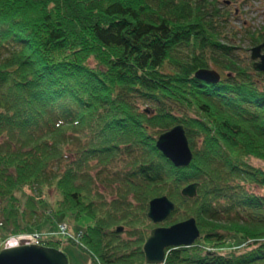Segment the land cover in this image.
I'll list each match as a JSON object with an SVG mask.
<instances>
[{
  "label": "trees",
  "instance_id": "obj_1",
  "mask_svg": "<svg viewBox=\"0 0 264 264\" xmlns=\"http://www.w3.org/2000/svg\"><path fill=\"white\" fill-rule=\"evenodd\" d=\"M229 11L215 0H0V238L51 219L54 186L57 211L90 219L65 238L88 264H157L144 256L146 211L166 194L175 206L160 223L192 215L200 232L160 264H264V72L222 35ZM246 33L264 41V26ZM177 123L187 166L154 141ZM191 181L196 194H182Z\"/></svg>",
  "mask_w": 264,
  "mask_h": 264
},
{
  "label": "water",
  "instance_id": "obj_2",
  "mask_svg": "<svg viewBox=\"0 0 264 264\" xmlns=\"http://www.w3.org/2000/svg\"><path fill=\"white\" fill-rule=\"evenodd\" d=\"M264 41L250 47L253 66L264 72ZM195 76L207 82H215L219 78L213 68H198ZM156 147L174 166H187L193 158L185 126L177 123L161 131L154 137ZM199 182L191 181L181 188V193L194 196ZM175 203L166 194L154 196L148 201L146 215L153 223L166 219ZM123 229L122 225L116 227ZM196 218L192 215L168 225H157L151 228L143 243L145 260L148 263H162L166 248L179 245H190L199 235ZM0 264H69L66 253L58 247L41 243H20L0 248Z\"/></svg>",
  "mask_w": 264,
  "mask_h": 264
},
{
  "label": "rangeland",
  "instance_id": "obj_3",
  "mask_svg": "<svg viewBox=\"0 0 264 264\" xmlns=\"http://www.w3.org/2000/svg\"><path fill=\"white\" fill-rule=\"evenodd\" d=\"M215 3L220 12L227 9L230 10L228 15L225 16V22L220 27L222 35L225 36L227 43L235 46L233 51L238 53L239 56H243L244 54L250 55V47L253 44L250 43L247 37L246 29L254 30L264 26V0H215ZM207 4L209 5L208 9H210L211 3ZM262 52H264V48ZM143 106H145V104L141 107ZM255 162L260 163L258 160H255ZM53 170H58L56 165L53 167ZM44 195L49 201L48 207L54 210L52 218H44L39 223L38 230L31 229L28 233L9 236L6 239L0 238V246L4 247L29 242L31 241V234L37 232L42 237L53 236L55 238H60L62 241L59 248L66 253L69 264H88L89 260L87 254L68 240H65V238L75 237L78 232L90 222V219L85 215H80L76 218L71 211L65 209L57 211V204L55 201L56 190L54 186L45 188ZM58 222L67 224L66 235L59 233L57 229ZM124 229L125 226H123V230ZM123 234L126 235L125 232H123Z\"/></svg>",
  "mask_w": 264,
  "mask_h": 264
},
{
  "label": "built area",
  "instance_id": "obj_4",
  "mask_svg": "<svg viewBox=\"0 0 264 264\" xmlns=\"http://www.w3.org/2000/svg\"><path fill=\"white\" fill-rule=\"evenodd\" d=\"M58 229L61 234H67L66 233V224L65 223H58ZM39 234L35 233L31 236V241L38 242Z\"/></svg>",
  "mask_w": 264,
  "mask_h": 264
}]
</instances>
